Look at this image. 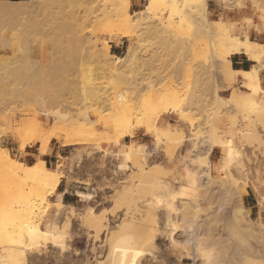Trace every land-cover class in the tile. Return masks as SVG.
I'll return each mask as SVG.
<instances>
[{
  "label": "rangeland",
  "instance_id": "rangeland-1",
  "mask_svg": "<svg viewBox=\"0 0 264 264\" xmlns=\"http://www.w3.org/2000/svg\"><path fill=\"white\" fill-rule=\"evenodd\" d=\"M7 1L12 0H0V5ZM82 1L14 0L29 2V8L19 14L14 4L7 3L13 9L7 16L0 14L1 148L18 162L37 163L39 144L32 143L43 137L32 128L35 120L48 134L64 127L78 142L63 146L51 138L49 153L42 159L62 176L65 185L51 188L47 202L38 205L32 220L43 231L55 225L66 234L68 248L62 252L49 240L40 239L20 261H10L9 246L23 245L16 240L19 232L3 233L1 225L6 226L12 217L9 207H0V264H98L105 260L107 236L131 219L124 216L125 207H119V195L137 183L136 169L133 162L128 170L119 169L117 153L130 152L132 145L142 147L148 171L160 170L155 173L163 176L160 180L168 187L161 193L167 203L170 194L181 191L189 164L192 172L200 173L191 198L178 199L172 214L164 201L154 211L155 222H148L145 210L136 215L139 221L152 223L145 225L148 229L152 225L150 232L152 228L155 232L154 253L145 264H243L239 253L245 247L257 250L264 244V145L250 146L242 137L255 118L251 101L264 107V0H191L181 8L184 25L176 7L168 6L155 11L153 20L130 28L118 24L110 12L122 0ZM134 1L140 4L133 7ZM148 3L131 0L130 14L143 11ZM83 16L90 17L84 21ZM215 22L223 24V30ZM128 31L132 34L125 38ZM247 37L256 43L260 56L255 62L244 55L254 61L251 69L261 67H257L258 94L239 75L232 80L225 59L230 44ZM116 43L123 50L115 48ZM130 49L132 58L120 64L119 58ZM88 82L101 86L102 91L97 85L103 100L95 105L84 100ZM118 92H127L130 100L122 112L108 108V98ZM168 93H176L178 102H164L157 108L163 111L157 124L159 139L146 129L136 130L148 104ZM44 111L61 112L65 118L49 121ZM127 120L132 122V134L126 131ZM257 129L264 141L263 128L257 125ZM228 139L242 151L244 173L235 166L228 171L221 168ZM197 156L209 164L211 179L204 177L206 168L202 159H194ZM32 182L17 183L0 166V204L19 199L21 189L30 191ZM64 190L70 194L63 195ZM79 193L90 195L89 202L79 198ZM88 213H92L91 222L98 217L106 225L100 239L95 238L96 224L90 223ZM169 217L175 230L168 226ZM191 225L197 227L196 234L202 236L207 250L196 263L191 245L184 244ZM206 230L211 234L205 236Z\"/></svg>",
  "mask_w": 264,
  "mask_h": 264
},
{
  "label": "bare ground",
  "instance_id": "bare-ground-1",
  "mask_svg": "<svg viewBox=\"0 0 264 264\" xmlns=\"http://www.w3.org/2000/svg\"><path fill=\"white\" fill-rule=\"evenodd\" d=\"M83 1H82V3L85 4L86 1H88V0H85L84 1L85 3ZM90 1H93V0H90ZM145 1L149 2L148 5L146 6V8L143 11L136 12L134 16H132L129 12L131 0L120 1V3L118 4V7H114V6H112L113 4H111L112 8H111L110 12H111L112 16L117 19L116 22L118 24H125V25L129 26V28H130V27H138L140 25H143V23L147 22V20H149L153 17L155 18V15H156L155 13L159 11L158 9H162V8L170 6L173 8L176 7L175 8L176 13L178 14V16L180 15V19H181V21H183L182 22V24H183L185 21L183 19L184 12L181 8H183V5L188 3L191 0H145ZM179 1H181V5H179ZM225 1L226 0H223V2H225ZM5 3L6 4L11 3V5L14 4L15 5V11H17V13H19V14L23 13V11H25L27 7L29 8V2L28 3L26 2L27 4H22L24 2L18 3V2H12V1H7ZM6 4L4 5V3H3V5H0V14H3V15L5 14V16L9 15L7 13H9V11L11 9H13V8L10 9V7L6 6ZM121 7H124V12L121 11ZM163 10L164 9H162V11ZM14 14H16V13H14ZM175 16H177V15H175ZM84 17H86V16H83V19H84ZM87 17H90V16H87ZM88 19L87 20L84 19V21L85 20L88 21ZM151 20H153V19H151ZM174 20H175V18H174ZM174 20H172V22ZM215 24L218 25L221 29L225 27L223 24H222L223 25L222 26L219 22H215ZM131 34H132V32L128 31L124 37L125 38L130 37ZM41 51H42V49H41ZM132 52L133 51L130 49L128 51V54L125 57L119 58L120 64L125 63L129 58H132L131 57V56H133ZM37 53H39V52H37ZM41 54H40V56H41ZM235 54H243L245 56L250 57L255 62L259 61L260 56H259L258 47H257L256 43L249 40L248 37L243 39V40H235L233 43L230 44V52H229V55L225 59H227V63H228L227 64L228 66L226 65L228 68V72L231 75L232 74L234 75L232 80L235 81L237 78L236 76L239 75L241 77V79L243 80V84L246 85L249 89H251L254 93L258 94V92L260 91V79H259V70H258L259 66L255 65V67L253 69H250L248 71H245V70L237 71V70L233 69L232 62L230 60L231 56L235 55ZM0 62H2V61H0ZM0 66H2L1 63H0ZM91 82H88L90 84H88L87 87H84L85 91L83 93V96H84L85 101L90 99V101H93L94 103L93 102L92 103L95 105L100 100H103V99H101V92H99V87L101 90V86H100V84L98 85V84L91 83ZM97 85L99 87H97ZM126 94H127V92H126ZM126 94H125V92L124 93L118 92L116 95L113 94V97L111 99L107 97L108 98L107 103L109 102V105H110V106L107 105L108 108L110 107V110H113V111H120V110L129 108L128 104H129L130 100H129V97L127 96L128 94L127 95ZM102 98H104V97L102 96ZM177 98L178 97H177L176 93H168L165 95L157 96L155 98V100H153L152 105L148 104V107L146 106L147 112L137 122V124H136L137 127L135 129L136 130H141V129L145 130L146 129V131L148 133H155L157 138L159 139L158 131H157L158 130L157 124H158V119L160 117L159 114H160V112L163 113V111L159 112L156 110H158L157 108L160 107L164 102H165V104H166V102L167 103L169 102V104H170V102H172L173 104H177V102H178ZM103 102L104 101H102V103ZM132 107H133V105H132ZM251 107L255 110V118H254V120L249 122V125H248L249 131H248L247 135H245V136L243 135L242 137H245L243 139L245 141H247L250 144V146L262 147L264 145V141L262 139L261 134L259 133V131L257 129V125H260L264 130V107L259 108L258 104L254 100L251 101ZM145 108H143V109H145ZM120 112H122V111H120ZM43 114L47 117V119L49 121L52 118H54L55 120L65 118V117H63L61 112H57V111H56V113H53L51 111L50 112L44 111ZM127 114H126V116H127ZM138 116H141V115H138ZM66 120H67V118H66ZM68 120L70 121L69 118H68ZM125 120H126V118H125ZM124 122H125V128H127L126 131L129 130V133L132 134L133 133L131 131L132 122L130 120H127ZM120 124H122V123H120ZM32 128H34V130L39 132L43 137L41 140H35L32 143V144H39V152H40V155H39L40 157H38V161L34 165L31 166V165H26L24 163L18 162L10 154L5 152L0 146V166H1L2 170L5 173H7L8 175L12 176L13 180L17 183L28 184L27 182L29 180L33 181L30 191L24 192L25 191L24 189H21L22 191L18 190L19 193L22 192V195H20V196L17 194L18 197L15 195V197H17L19 199L16 198L17 200H15V198H14V202L13 201H11V202L5 201V202H2L0 204V207L6 208V209L8 207L10 208V209L8 208L9 209V215L12 217L11 219H9L11 221L8 222V224H6V226H3L5 224L1 225L2 228L4 227L3 229H5V230H2L3 233L5 232L6 234H8V232H10L9 230H11V232L13 234H17V232H19L18 236L20 239L17 238L16 240L17 241L20 240L19 243L21 245H23L21 247L19 245L18 248L17 247L14 248V245L11 248L9 246L8 253L6 256H7V259L9 258V260L13 261V262L18 261L19 257L22 256V254L25 253L26 251L31 250L36 245H39L40 239H44L45 241L49 240L54 248H58L62 252L66 251V249L68 248L67 236L64 232L59 231L58 228L53 224H51L53 226H51L47 231H43V230L39 229L37 226H34L32 220L34 219V215H35V212H36L38 205H43L44 203L47 202L48 197L51 195L50 194L51 188L53 186H59L61 183L62 176L57 174L56 171L53 170L52 168L47 167L45 161L42 159V157H44L45 155H47L49 153V143L51 141V138L58 139L59 142H61L63 146H70V145L72 146L76 143L78 144V142H77V140L70 138V135H69L70 131L68 130V132H67V129L63 130L64 127L62 128V130H60V129L56 130L55 129L56 131H52L51 134H48L45 131V129H43L40 122L35 120ZM67 133L69 136L67 135ZM114 139H116V137ZM225 148H226V151H225V154L223 156V164L221 167L222 170L228 171L230 167L235 166L236 170L238 172L244 173L245 172V161H244L243 157L241 156L242 151L237 150V148L233 145V141L230 139H228V141L225 143ZM117 154H118L117 157H119V159L121 160L119 162V169L128 170V168H130V165H129L130 162H133V163H131V165L133 164L132 168L134 166V168L136 169V170H134V171H136V173L134 172L135 173L134 176H135V178L138 179V181H136L137 183H135V186H133L131 188L126 186L127 189L124 188L125 190L123 189L124 190L123 193L121 195H119L120 196L119 207L120 206L125 207L126 214L124 216H126V218H128V216H129V217H131V219L129 221H124L125 223L122 222L120 229L118 228L119 229L118 232L116 230L115 233L111 232V234H109L107 236L106 241L104 242L106 244L105 245L106 246L105 260L100 261L98 264H145L147 262V257L151 253H154L153 251H154L155 246H154V234L153 233H155V232H153V228L151 229L152 231L150 232V228L152 225L149 226L150 228L148 229L147 228L148 226L145 225L147 221L145 222V219L143 220L145 223L139 221L140 218L138 220L136 218V215L141 214L145 210V212H146L145 214H147L146 216L148 218V222L149 221L155 222L154 221L155 209L163 207L164 206L163 204L167 203L166 199L164 198V200H163V196H161V193L163 192V189H165L164 186L166 184L163 185L164 181H162V179L160 180L161 175L157 174L158 172L155 173L159 169H157L155 172L148 171V169H146L145 166L147 165V163H146L147 158L144 156V151H143L141 146L132 145L130 152L120 150V151H118ZM194 157H196V156H194ZM194 159L199 160L202 158H201V156H197V158H194ZM204 159L199 160V161L203 162V165L206 168V171L203 172V174L205 175L204 177H206V178L208 177L211 179L212 175L210 173L211 172L210 166L206 162V160H204ZM190 162L192 163V161H190ZM189 166H191V165L190 164L188 165V167L186 168L185 174L183 176V182L184 183L182 185L181 191H179L178 193H175V194H170L171 201H169V199H168L169 202L164 206L168 210L169 214H172V212L175 211V202L178 199L183 200L184 198H186V199L187 198L189 199V197L191 198L192 191L195 190V188H196V183H197L196 178L198 175H200V173L197 174L195 172H192L191 169L189 168ZM152 169H154V168H152ZM130 179H132V178H130ZM160 181L162 182V184L160 183ZM25 193H29V194H27V196H25L24 195ZM90 197H91L90 195H87L84 193H79V198H81L82 200H85V201L90 200L91 199ZM87 202H89V201H87ZM116 205L118 206V204H116ZM122 207H120V208H122ZM120 208H118V209H120ZM91 214L92 213L89 214L88 219H90L92 217ZM199 215L200 214H198L197 217H199ZM170 217L168 218L169 219L168 220V224H169L168 226L174 228V230H175L176 226L174 223H172V220L170 219ZM95 218H97L98 220L96 221V219H94V217H93L92 220H94V221L91 222V219H90V223H92V225L96 224L95 229H97L96 230L97 235L95 234V236H96L95 238L97 240V239H100L99 235L104 229H106V228H104L106 225L104 226L103 225L104 221L102 223V221H99L98 217H95ZM148 224H152V223H148ZM153 224H156V223H153ZM195 228L197 229V227L194 225H191L189 227L190 231L187 234V238H186V241L184 242V244L185 245H187V244L191 245V247H192L191 254L193 255V260L196 263L197 259L199 257L205 256V253L207 250L203 247V245L205 243L203 242L204 240L202 239V236L200 238V236H199L200 234L199 235L196 234V231H198V230H196ZM0 229H1V227H0ZM6 230L8 232H6ZM63 230H65V229H63ZM208 233L209 232L207 231V233L205 232L204 235L206 236V234H208ZM210 234H208V235H210ZM14 242L16 243V241H14ZM205 247H207V246L205 245ZM245 249H243L242 252L239 253V254H241L239 256L241 259H239V260L243 264H264V244H261L259 246V249H257V250H251V249L246 248V247H245ZM188 251H190V249ZM15 264H16V262H15Z\"/></svg>",
  "mask_w": 264,
  "mask_h": 264
},
{
  "label": "crops",
  "instance_id": "crops-1",
  "mask_svg": "<svg viewBox=\"0 0 264 264\" xmlns=\"http://www.w3.org/2000/svg\"><path fill=\"white\" fill-rule=\"evenodd\" d=\"M12 1H14V0H12ZM141 1V0H140ZM145 1V0H144ZM140 4V2H136V1H134L133 3H132V6L133 7H136V6H138ZM138 12H140V11H138ZM114 47L115 48H117V49H120V50H123V45H120V44H114ZM233 65H235L236 66V68L235 67H233ZM238 65V66H237ZM254 66V61H252V60H250L249 58H247V57H245L243 54H235V55H233V58H232V67H233V69H235V70H237V71H239V70H245V71H248V70H250L251 69V67H253ZM64 185H65V183H64V181H62V183H61V187H64ZM68 194H70L69 192H68V190H64L63 191V195H68Z\"/></svg>",
  "mask_w": 264,
  "mask_h": 264
},
{
  "label": "trees",
  "instance_id": "trees-1",
  "mask_svg": "<svg viewBox=\"0 0 264 264\" xmlns=\"http://www.w3.org/2000/svg\"><path fill=\"white\" fill-rule=\"evenodd\" d=\"M235 68H236V66H235Z\"/></svg>",
  "mask_w": 264,
  "mask_h": 264
}]
</instances>
